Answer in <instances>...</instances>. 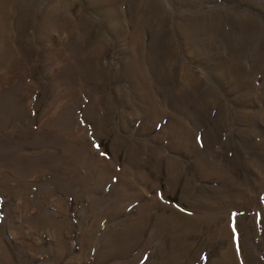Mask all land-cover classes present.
Masks as SVG:
<instances>
[{"label": "rangeland", "instance_id": "374dc122", "mask_svg": "<svg viewBox=\"0 0 264 264\" xmlns=\"http://www.w3.org/2000/svg\"><path fill=\"white\" fill-rule=\"evenodd\" d=\"M0 264H264V0H0Z\"/></svg>", "mask_w": 264, "mask_h": 264}]
</instances>
